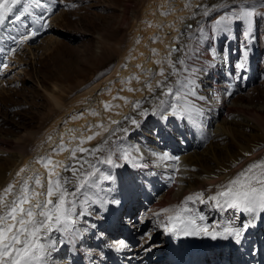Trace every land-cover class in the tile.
I'll return each mask as SVG.
<instances>
[{
  "label": "snow or ice",
  "instance_id": "1",
  "mask_svg": "<svg viewBox=\"0 0 264 264\" xmlns=\"http://www.w3.org/2000/svg\"><path fill=\"white\" fill-rule=\"evenodd\" d=\"M69 6L76 7L75 4ZM261 6H264V0H261ZM196 7L200 8V11L194 15L201 17L210 16L214 9H224L223 14L213 21L212 35L219 33L227 36L236 25L243 24L249 30V35L255 38L251 32L258 15L255 5L246 4L245 0H227L226 3L225 0H220L211 7L208 5ZM56 9L57 0H0V53L7 50V54L12 55L20 45L36 37L39 34L37 25L40 28L46 26ZM187 30L185 34L189 40L195 39L198 45L204 36L203 29L193 31V25L188 24ZM176 51L182 50L172 48L165 58L170 69L167 75L163 67L156 73L148 70L152 79H155L156 75L163 77L162 80L156 81L155 87L151 81L145 83V87L151 93H155L157 88L160 89V95L153 96L157 103L153 105L151 111L147 108L142 109L140 101L132 102L133 108L139 110V115L144 118L156 115L161 121L179 120L187 122L186 126L190 124L202 127L203 110L190 99L196 96V90L187 76L181 79L189 69L177 67V64L185 65L186 61L184 58H177L176 61L170 58L171 53ZM248 57L249 51L245 49L239 65L241 69L245 67ZM164 62L155 61L157 65ZM7 67V63L0 62V68ZM170 76L176 77L175 81H169ZM132 79L139 81L140 77L135 75L122 83L130 84ZM128 90L136 89L129 87ZM113 99L129 102L126 97L118 96ZM199 99L204 100L205 97L200 96ZM113 107L119 105L104 102L106 111ZM98 114L95 110L92 111V115ZM77 118L72 117L73 120ZM123 119L139 127L140 121L135 117L125 116ZM110 124L117 127H105L103 123L91 126L109 132L108 139L95 148L83 145L86 141L101 135V132H94L86 137L81 135L79 138L71 135L72 140H79V143L70 149L73 163L54 161L50 154L39 157L37 162L47 170L46 177L37 170L25 166L17 173L19 179L10 182L0 191V264H51L49 258L58 250V245L72 243L78 239L81 231L77 227L78 219L90 215L84 210L85 205H99L105 212L109 210V205L114 206L113 210L119 208L121 200L109 198L113 188L102 186L105 181L114 182L115 177L110 171L105 174L98 165L124 167V164H131L133 168H142L144 165L136 162L142 157L133 154L139 152L138 148L133 146V149L129 150L119 143L122 137L117 133L126 134L129 129L120 127L121 121L118 120H110ZM72 131L69 130L70 133ZM109 140H112V144H109ZM105 148L107 154L101 159L97 153H103ZM57 150H66L62 137L58 148L53 149ZM78 152L86 155L78 157ZM160 159L179 161V157L167 153L161 154ZM119 161H123L124 164ZM58 168L62 169L63 173L71 175H62L57 171ZM23 173L27 174L22 176ZM143 179L146 181L147 177ZM196 204H210L213 209L220 212L231 210L233 213L247 214V219L236 225L230 221L224 226H210L205 222V216L199 214L198 209L194 207ZM161 212L166 214V218L159 221V227L174 236H207L213 240H231L237 246L241 245L245 234L253 227L252 222L258 215H264V157L249 163L226 184L220 185L219 190L214 195H209L207 199L202 192L193 193L185 197L182 204L171 209H162ZM154 215L159 217L161 213ZM91 227L95 228V225ZM54 233H60L61 238L55 239ZM127 247L123 239L115 245L117 251Z\"/></svg>",
  "mask_w": 264,
  "mask_h": 264
},
{
  "label": "bare ground",
  "instance_id": "2",
  "mask_svg": "<svg viewBox=\"0 0 264 264\" xmlns=\"http://www.w3.org/2000/svg\"><path fill=\"white\" fill-rule=\"evenodd\" d=\"M148 1V0H147ZM145 2V4L147 3ZM227 1V0H225ZM220 0H149L148 5L149 9L153 10L154 12L160 9V12L157 13V19L155 22V26L151 25L145 27V33L142 32L141 25H143V21L141 20L144 18L143 13L139 16V23H136L133 27L132 31V40L133 43H140V50L138 52L135 49L133 52L134 54L129 58L130 53L132 50L127 51L129 52L128 60L126 62L118 59L116 66L114 67L113 71L106 76V73L103 74V78L101 81L96 83L89 89L88 96L84 100L78 99L79 101L72 106L66 107L67 105L62 104L63 100L60 99V92L63 90V86L59 84H54L55 89H52L54 92H50L51 98H47L53 100L55 103V108L50 109L48 113L44 112L42 114L43 120L41 121V128L33 133L32 130H26L23 134L15 135L16 139H9L5 140L3 137L0 138V191L3 190L10 182L14 180H18L17 173L22 167L29 166L30 169H35L39 173H41L44 177L47 176V170L43 167L41 163H38V158L42 156L51 155L54 161H62L65 164L73 163L71 159V152L70 149L79 143V140H72L71 135H75L79 138L81 135L84 137L88 135H92L94 132H101V135L96 136L91 141H86L84 143V147L87 148H95L99 145H102L103 142L108 139L109 132H104L102 128L99 127H91L94 125H98L103 123L105 127L115 128L116 125H111L110 120H118L121 121L120 127H125L129 129V132L126 134L117 133L118 136H121V140L119 143L129 150L133 149L134 145L127 146L128 138L130 137H137L139 138L138 131L140 130H149L148 126L150 123L158 124L161 121L158 116L156 115H149L147 118L141 117L139 115V110H135L133 108V103L135 101L141 102V108H147L151 111V108L154 104L157 103L153 99V96L160 95V89L157 88L155 93H151L145 87V83L151 81L153 87L156 85V81L162 80L163 77L156 75L155 79H152L148 70L151 72L156 73L159 72L161 67L166 69L165 75L168 74L170 71L169 68H166L165 62L157 65L154 67L155 61L151 62L149 51L145 48L146 44L151 46H155L157 42H161L163 44V48L160 53V57L158 60H163V58L168 57L169 52L172 48L184 49V47L180 44L182 41L187 42L186 49L187 51H176L171 53V59L176 61L177 58H184L188 57V51L191 47L192 42L189 40L188 36L185 34L187 30V25L185 21H183V12H184V5L187 3L190 8H195L196 13L200 11V8L196 7L198 3L200 5H208L213 6L219 3ZM144 4V6H145ZM148 8V6H146ZM146 8V9H147ZM145 9V11H146ZM147 9V11H150ZM216 9H214L215 11ZM213 11V12H214ZM212 12V13H213ZM152 13V12H151ZM212 13L210 15H212ZM147 14V13H145ZM149 14V13H148ZM151 15V14H150ZM154 15V14H153ZM59 16V15H58ZM146 16V15H145ZM164 16H167V19L164 20ZM148 17V16H147ZM189 17V16H187ZM209 17V16H208ZM206 17H201L199 15L195 16L196 23L193 25V31H199L202 28L203 22H205ZM185 19V18H184ZM52 21L54 18L51 19ZM150 21V20H147ZM146 21V22H147ZM138 22V21H136ZM143 23V24H142ZM148 24V23H147ZM55 25V24H54ZM145 25V24H144ZM203 29V28H202ZM204 31V30H203ZM232 34V33H231ZM231 34H229L231 36ZM233 38V36H231ZM172 42V43H171ZM125 43V42H123ZM132 44V43H131ZM171 44V45H170ZM134 45V44H133ZM136 45V44H135ZM144 45V47L142 46ZM160 45V43H159ZM174 45V46H173ZM185 45V44H184ZM137 45V47H139ZM37 46H33L31 50L28 52L31 57H34ZM134 47V46H133ZM50 50V49H49ZM28 51V50H27ZM158 51V50H157ZM165 52H167L165 54ZM190 52V51H189ZM27 53V52H26ZM126 53V54H127ZM188 54L185 56V54ZM258 53L256 50L252 51V54ZM124 55V54H123ZM159 55V54H158ZM20 56V52L15 55V63L16 65H21L19 60L22 59ZM98 57V55H97ZM124 57V56H123ZM126 57V56H125ZM121 58V57H120ZM127 58V57H126ZM16 59L18 63L16 62ZM125 59V58H124ZM251 59V58H250ZM25 59H23L24 61ZM27 62V61H25ZM30 62V61H29ZM253 57L250 61V66H253ZM140 67H137V66ZM184 65L177 64L178 68L183 69ZM185 67V66H184ZM210 70V69H209ZM219 69L217 70V74L213 72L210 77L209 82H207L208 89H203V93L199 92L196 93L195 102L199 104V108L203 111L207 110V115L211 113L209 118L215 123V133L219 134H231L234 135V131L231 129L232 125H243L247 126L249 123H253L254 126L259 125L262 129H264V110L254 111L252 118L249 116L250 109H245V107L234 108L227 103V99L229 100L230 97H226L222 95L221 85H219L220 79L224 78V74H220ZM15 75V73H14ZM17 75V74H16ZM138 75L140 77L139 81L132 79L130 84L129 83H122V81H127L129 77ZM182 77V76H181ZM14 78V77H13ZM20 78V77H19ZM99 79V78H98ZM176 77H169V81H175ZM56 82V81H54ZM85 86V85H84ZM178 85H176L177 87ZM42 87V86H41ZM136 89L135 91H129L128 89ZM80 88V87H79ZM45 90V89H44ZM238 90L237 88L232 90ZM47 91V90H45ZM58 91H60L58 93ZM249 91V90H247ZM48 92V91H47ZM74 93V91H73ZM73 93L71 95H73ZM86 93V92H85ZM47 94V93H46ZM62 94V93H61ZM66 94V93H64ZM210 95V98L207 99L206 97ZM65 96V95H64ZM84 96V95H83ZM82 96V97H83ZM126 97L129 102H125L122 99H113V97ZM203 96L206 99L200 100L199 97ZM63 97V96H62ZM62 101H60V100ZM65 99V98H64ZM194 99V97H193ZM50 101V100H49ZM59 101V102H57ZM73 102V101H72ZM104 102H110L112 105H119V107H113L110 111L101 110L103 109L100 106L104 105ZM49 103V102H48ZM53 105V104H52ZM53 105V107H54ZM237 107V106H236ZM95 110L98 112V115H92V111ZM237 111V114L233 115L230 114V111ZM233 113V112H232ZM83 114V115H81ZM239 114V115H238ZM52 115L54 118L52 119ZM234 116L232 120H229V117ZM77 116L78 118L73 120L72 117ZM125 116L135 117L138 121H140L139 127L131 125L130 121H126L123 118ZM206 118V115H205ZM236 120V123L233 120ZM180 123L179 120H177ZM217 123V124H216ZM209 124V122H208ZM213 126V125H212ZM251 126V125H250ZM69 130H73L71 133ZM156 133L159 135L161 134L159 129H155ZM213 130V129H212ZM207 131L209 135L213 136V131ZM38 133L39 135H35ZM263 133V131H261ZM264 134V133H263ZM252 138H255L258 133L249 134ZM51 137V140H49ZM61 137L63 138V142L66 145V150L64 151H53L54 148H58V145L61 142ZM214 137V136H213ZM186 141L189 142L188 147L195 148V144L190 140L189 135H185L182 137ZM115 137H113V140ZM145 137L142 143L144 144V148H139V152H134V156L142 157L140 160L136 161L139 164L144 165L142 168H133L130 164H124L123 161H119V163L124 164V167H113L110 165H103L107 172L110 173L115 177L114 184L115 189L111 193V197L109 198H117L119 199L124 198L127 199L129 203L134 204L135 206H140L143 209L142 214L140 215V219L142 216L153 217L152 223L149 227L156 228L159 232H163V228L159 227V221L163 220L162 218V209L165 208H174L177 205L182 204L185 197L190 194L202 192L204 193V198L207 199L209 195H214L217 190H219V186L226 184L230 179H232L239 171L245 168L249 163L256 161L264 157V149L258 150L249 148V146L244 145L245 148L248 147V152L242 162L239 165L232 166L231 163H228L225 159L223 162H219V165L222 168H218V170H213L217 173H213L212 171L206 170L205 173L201 171L190 172L193 167V163H201L202 164V157H195V156H202L201 153H189L187 152L189 148H181L177 146V137L171 138V140L167 137L164 139H157ZM174 139V141H173ZM148 142V143H147ZM109 144H112V140H109ZM173 145V152L174 155L178 154L179 161H164L160 159L161 154L167 153L168 155L172 156L168 153L167 150H163L161 147H168V149H172ZM264 145V143H262ZM115 147V145H113ZM136 147V146H135ZM212 147V146H211ZM251 147V146H250ZM137 148V147H136ZM213 149V148H212ZM107 154V149L103 153H97L101 159ZM86 155L77 153V156ZM173 155V156H174ZM213 155V154H211ZM11 156V157H10ZM244 156V155H243ZM241 156V157H243ZM231 157V156H230ZM238 158V157H237ZM227 159V158H226ZM236 159V158H235ZM217 160V159H216ZM228 160V159H227ZM218 162V161H217ZM238 163V162H237ZM178 168L179 170L176 171L175 169ZM144 169L146 172L150 174H144L143 176H137L139 178L147 177L146 181L144 179H138L141 185L146 184V187H142L144 200L138 199V195L140 191L136 192L134 187V183L132 180L133 175L135 173L142 174V170ZM57 171H60L62 175H71V173H63L62 169L58 168ZM211 172V173H210ZM27 173L21 174L26 175ZM197 174L199 178L196 177ZM154 191H156L154 195ZM174 194V197L171 196ZM103 196V193H101ZM168 199L165 201V199ZM198 206L202 207L204 212L206 213V217L208 215H214L220 217L223 215V212L219 210H215L211 207L210 204H197ZM98 209L103 214L100 216L97 214ZM114 209V206L109 205V210L105 212L103 209H100L99 205H94L91 210L84 208V210L90 215L79 217L77 227L81 230L80 235L78 237L81 238L84 234L82 229L85 225L89 224L91 221H96L97 225L109 227L113 229L115 232H119L117 225L121 229L122 234H124V228L127 227L130 229V236L133 234L136 235L138 231H136V221H138L139 217L136 216L131 210V213H125L124 211H119V208ZM78 211L80 209L78 208ZM155 213H161L159 217H156ZM111 217H116L118 222L112 223ZM141 221V220H140ZM119 223V224H118ZM142 230V228H138ZM135 232V233H134ZM164 233V232H163ZM54 238L58 240L61 238L60 233H54ZM156 238H153L150 242H155ZM77 239V240H78ZM149 237L147 238L148 241ZM75 240V242L77 241ZM146 241V240H145ZM68 244V245H67ZM129 245V243H128ZM153 247L150 246V249ZM65 250H70L71 256H65ZM138 248L134 246H128L127 248L120 250L126 259L131 258L136 254ZM86 251V250H85ZM89 256L81 255L83 254L84 250H80L75 244L73 243H66L63 245H58V250L54 251L51 255L50 262L51 264H100L99 262H105L106 257L103 252L98 250H88ZM150 251V250H147ZM104 256H103V255ZM55 258V260H52Z\"/></svg>",
  "mask_w": 264,
  "mask_h": 264
},
{
  "label": "rangeland",
  "instance_id": "3",
  "mask_svg": "<svg viewBox=\"0 0 264 264\" xmlns=\"http://www.w3.org/2000/svg\"><path fill=\"white\" fill-rule=\"evenodd\" d=\"M146 1L62 0V5L54 16L52 31L42 37L39 42L32 45V47L37 46L34 50V57H31L28 53L32 47L21 52L17 58L21 57L25 59L24 61L22 59V62L19 60L23 64L10 68L11 71L0 82V138L14 140L16 139L15 135L23 134L26 130L36 131L40 129V123L43 120L42 114L44 112L48 113L50 109L55 108V102L51 99L47 100V98H51L50 92H54L52 89H55L53 87L57 82V84L60 83L63 86L62 92L58 91V93L60 92V99L63 102L59 100L62 104L67 105L66 107L68 105L72 106L75 104V101L76 103L79 101L80 97L81 100L87 98L90 92L89 89L102 80L104 73L108 76L113 71L118 59L126 62L130 50L132 51L129 58L134 54L135 49L138 52L141 48L139 46L141 41L140 43H133L132 31L134 25L139 23V16L141 18L144 16L141 20H144L143 23L145 25L142 23L141 29L145 33V27L152 23L155 26L154 21L157 19V13L160 12L158 8L159 12L157 10L155 12L150 10L148 5L149 0L145 4ZM245 3L255 5L257 9V19L251 29L255 38L249 35V30L243 24L236 25L231 32L232 34L229 33L233 38L229 34L227 36L220 35L219 33L212 35L213 21L220 14H223L224 11V9L218 8L217 11L215 10L216 15L212 14L208 18L206 17L207 19L205 18L204 24L201 23L204 30L203 39L200 40L198 45L194 39L189 49L190 52H187L189 55L185 54L188 57L185 60L184 68L189 69V71L184 73L181 79L187 76L193 84L196 93H203V89L210 88L207 85L209 81H206L209 80L207 76H209L210 70L215 71L219 69L220 72L224 70L227 78L221 79V82H219L221 84L222 95H225L227 98L230 97L229 100L227 99L230 107L234 106L237 109L245 107V109H250L249 116L252 118L254 111L264 110V15H262L264 14V6H261V0H245ZM72 4H75L76 7L69 6ZM190 7L187 3L183 7V21H185V24L194 25L196 23L195 16L199 17V15H194L196 9ZM146 8L150 11H147ZM219 9L222 10L218 12ZM142 12H144L143 16L141 15ZM164 18L166 20L167 16H164ZM149 44H146L145 48L149 51L150 59H152L151 62H153L159 59V51L162 50L163 44L161 42H157L155 46H152V43L151 46ZM180 44L184 47L182 49L183 52L187 51V42L182 41ZM142 46L144 47V45ZM245 49L249 51V57L245 62V67L241 69L239 65L242 62V52ZM254 49L258 53L252 54ZM127 51L129 52L127 53ZM251 54L254 58L253 66L249 64ZM163 60L165 61V67L169 68L165 58ZM16 62L18 63L17 59ZM155 64L153 65L154 67L157 66ZM9 78H11V81L8 80ZM235 88L238 90L233 91L234 94H232V90ZM72 93L73 95H71ZM86 94L87 96H85ZM206 98L209 99L210 95ZM190 99L195 100V97L194 99L190 97ZM196 105L197 107L200 106L197 103ZM100 109L104 110V105H101ZM237 111L231 110L229 115H235ZM203 113L202 127L188 124L189 129H191L189 137L196 147H189L187 152L201 153L202 156L195 157H202L203 159L202 164L193 163L194 168L190 172L202 170V173H205L206 170H209L212 171V174L217 173L213 170L222 168L219 162H223L224 159L227 162L229 161L228 163H231L232 166L239 165L244 162L243 160L249 150L244 145L254 150L264 149V145L262 144L264 143V129L259 125L255 124L254 126L249 121H247L249 124L247 126L235 124L231 127L234 135H223L214 132L215 123L209 118L211 113L207 115V110H204ZM233 115L229 117L230 121L234 118ZM53 118L54 115H52ZM233 122L236 123V120L234 119ZM176 126L177 122L174 120L162 123L159 121L158 124L150 123L148 126L149 130H140L136 133L139 135V138H128L127 146L135 145L141 147L143 143H140V141H144L145 137H149L150 140L155 137L157 139L163 137V134L162 137L160 134L157 136L155 129H161L159 131L163 132L162 128H164L175 133L178 130ZM196 128L198 131L195 130ZM209 130L213 131L214 137L209 135L207 132ZM257 133L258 135L255 138L249 135H256ZM35 135L39 134L36 133ZM185 144L187 143L185 142ZM161 148L164 150V147ZM98 167L105 174H108L103 165H98ZM193 175L199 178L197 174ZM102 186L105 188L110 186L114 189L112 181H105L102 183ZM174 194L175 192L171 198L174 197ZM167 200L166 198L165 201ZM93 207L94 205L84 206L88 210H91ZM100 212V210L97 211V214L100 215ZM93 222L91 221V223ZM82 231L91 238L90 241L94 240L91 224L85 225ZM102 232L104 233L103 230Z\"/></svg>",
  "mask_w": 264,
  "mask_h": 264
}]
</instances>
